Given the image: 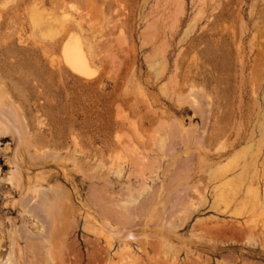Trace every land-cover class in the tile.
Listing matches in <instances>:
<instances>
[{"label":"rangeland","instance_id":"1","mask_svg":"<svg viewBox=\"0 0 264 264\" xmlns=\"http://www.w3.org/2000/svg\"><path fill=\"white\" fill-rule=\"evenodd\" d=\"M74 35L90 77L63 62ZM0 112L1 174L9 155L27 179L0 193L17 261L264 264V134L253 154L258 133L228 145L264 126V0H0ZM25 187L46 191L41 242L12 231ZM102 221L147 237L136 258L118 261Z\"/></svg>","mask_w":264,"mask_h":264},{"label":"bare ground","instance_id":"2","mask_svg":"<svg viewBox=\"0 0 264 264\" xmlns=\"http://www.w3.org/2000/svg\"><path fill=\"white\" fill-rule=\"evenodd\" d=\"M191 25L188 26L187 30L185 31V34H189L191 32ZM76 35L74 36H70V38L65 42V44L63 45L62 47V59H63V62L64 64L67 66V68L69 70H71L72 72L76 73L77 75H80V76H83V77H90L92 74H93V71H91V68L89 67L88 65V60L86 58V55H85V52L82 48V45L79 41V39L77 37H75ZM243 69V68H242ZM243 80V79H242ZM245 82V81H244ZM243 82V84H244ZM244 86V85H243ZM246 86V85H245ZM244 86V87H245ZM194 85L193 83L191 82V91L192 92L191 94H193V89H194ZM189 91V90H188ZM200 95L202 94V91L201 89L199 90ZM189 94V92H188ZM198 93H196L195 96H197ZM189 96V95H188ZM192 97H190V99L192 98V102L189 100V102H191L192 106L194 105H197V101L193 95H190ZM199 97V96H198ZM202 97V95H201ZM200 99V98H199ZM202 99V98H201ZM200 99V100H201ZM209 99V97H208ZM199 100V101H200ZM204 100V99H203ZM202 100V101H203ZM206 100V98H205ZM204 100V101H205ZM210 100V99H209ZM201 102V101H200ZM195 107V106H194ZM200 107V106H198ZM11 115V114H10ZM8 115V116H10ZM11 118V117H10ZM9 119V118H8ZM8 119L6 118V116L0 112V126L1 124H4L2 126L3 130L1 131L0 130V138L1 137H4L5 134L7 133L4 129V126L6 124V122L8 121ZM10 121V120H9ZM13 121V120H11ZM11 123V122H10ZM191 125V124H190ZM10 126V124H9ZM14 126V125H13ZM192 126V125H191ZM15 127V126H14ZM1 128V127H0ZM7 128V127H6ZM10 128V127H8ZM17 128V127H16ZM198 126L197 125H193V129L197 130ZM240 128V127H239ZM11 129V128H10ZM9 129V130H10ZM236 129V128H235ZM233 130V129H232ZM241 130V129H239ZM239 130H235V135H236V140L234 141V143H229L228 145L229 146H235V145H238L240 143V140H243L245 138H247L246 136L248 135V137H252L253 136V133H258L260 136H261V139L260 141H258L256 143V147H252L251 144L250 145H247V147H250V152L253 154L254 151H257L259 152L260 151V147H261V140H262V136L264 134V126L263 124L261 123H258L256 125L253 126V129L250 131V133H248V130L244 129V131H240ZM5 131V132H4ZM16 132V130H15ZM9 133V132H8ZM19 133H20V130H19ZM21 134V133H20ZM234 135V136H235ZM17 136V135H16ZM224 136V135H221V137ZM11 137H12V134H11ZM20 137V136H19ZM17 137V138H19ZM20 139V138H19ZM249 139V138H248ZM17 140V139H16ZM247 140V139H246ZM22 141V139H21ZM17 142V141H16ZM233 142V140H232ZM22 144V143H21ZM227 147V145L225 143H221L217 149L219 151H223L225 150ZM237 147V146H236ZM235 148V147H234ZM242 150H246L245 147L241 148ZM241 150V151H242ZM4 152H14L13 150H11L8 146H6L4 148ZM244 152V151H243ZM14 156V154H13ZM7 164L10 166V170L7 171V173H5V175L2 176L1 174V168H0V193L2 195V200H3V204L4 206H6L9 202H12L14 201V197H13V191L18 189V186H19V182L22 180V182L24 181H27L26 179V176L25 174L22 172V169H20L16 163H14L13 161V157H7ZM15 164V165H14ZM13 166H15L13 168ZM27 183V182H25ZM27 186V185H25ZM22 187V186H21ZM27 191V192H26ZM29 193L31 192L32 193V196L31 198L29 199H26L24 202H22V210L20 213H19V216H20V220H21V226H19L20 228H14L12 231L14 234L17 235V238L21 236L22 233H25L27 235V237L30 239V240H34V238H38L39 241H43L44 240V236L42 237L43 235V232H44V227H43V224L39 218V215H38V212L41 211V212H44L45 211V205H46V202L44 203V197L46 195V191L42 188H38V189H31L30 188H27L25 187V190H24V193ZM20 196V195H19ZM27 197V196H26ZM25 198V197H24ZM219 197H216V199H218ZM225 208V207H224ZM40 212V213H41ZM234 214V213H233ZM131 218V217H130ZM10 219V218H8ZM129 220V219H128ZM106 221V220H104ZM103 222V225L99 228H94V233L96 234H99V235H102L104 236L106 242L110 245L112 244V241L115 239L117 240L118 242H120L119 244V250L117 251V253H115V256L118 258V261H121L122 257H125V256H131L132 258H136V253H134L131 248H130V242H138L140 239H142L141 241H143L145 238L147 239V237L145 236H140V238H138L139 236L136 235L135 233L131 232L130 230H127V229H123L121 231H118V230H114L111 228V226L106 222ZM12 225V224H11ZM129 225V224H128ZM164 225V224H163ZM123 228H126L125 226H123ZM9 231V230H8ZM50 232V231H49ZM124 232V233H122ZM6 233V232H5ZM144 233V232H143ZM9 234V233H8ZM45 234V232H44ZM48 234V233H47ZM166 233L164 232H160V235L158 237V244L162 247H164V250H163V256H167L168 255V251L172 248L171 244L167 242V237L165 235ZM139 235H144V234H139ZM147 235V234H145ZM150 237V236H149ZM150 239V238H149ZM14 240L15 239H11L10 237H6V236H3L1 239H0V264H31V260L30 259H27L26 256H24L23 254L19 253L20 256H19V261H17L15 258H14V255H13V246H14ZM17 243V241H15ZM147 242V240H146ZM145 242V243H146ZM7 243H8V246H7ZM19 243V242H18ZM26 244V243H25ZM28 244V243H27ZM26 244V245H27ZM138 244H141V243H138ZM149 243H146V246H149L147 245ZM33 245V243L29 244V247H31ZM94 245V244H93ZM92 243L90 245V248L93 246ZM35 246V245H34ZM95 246V245H94ZM141 246H144L143 243ZM161 247V248H162ZM28 248V246H27ZM94 248V247H93ZM92 248V252L90 251H87V253L91 254L92 253V256L90 258L92 259L93 256H94V252H96L94 249ZM150 248V247H149ZM160 248V247H158ZM160 248V249H161ZM99 249V248H98ZM97 249V251H98ZM143 249V248H141ZM140 249V250H141ZM30 250V249H29ZM138 249V251H140ZM144 250V249H143ZM162 250V249H161ZM27 251V250H25ZM49 251V250H48ZM173 251V250H172ZM175 251V250H174ZM28 252V251H27ZM47 252V251H46ZM48 253V252H47ZM76 253V252H75ZM98 253V252H97ZM97 253L95 255H97ZM140 253H143V252H140ZM145 253V252H144ZM160 253V252H159ZM159 253H157L159 255ZM174 253V252H173ZM171 254V256H173L174 254ZM77 254V253H76ZM75 254V255H76ZM102 254V252L100 253V255ZM155 253V256L157 257V255ZM28 255V254H27ZM104 254L101 255V257L99 256V254L97 256L98 257V260L101 259V261L103 262V256ZM146 255V254H145ZM81 255L79 254V257ZM87 255V257H89ZM138 256V255H137ZM147 256V255H146ZM175 256V255H174ZM173 256V257H174ZM75 257V256H73ZM78 257V256H77ZM96 257V256H95ZM95 257L92 259V261L94 262V259ZM151 258V257H150ZM149 258V259H150ZM164 258V257H163ZM169 258V257H168ZM175 259H177V256L174 257ZM76 259V258H74ZM78 259V258H77ZM142 259V257H141ZM149 259H146L149 260ZM167 259V258H166ZM52 260L51 259V255L49 254L48 257H46L45 259H38V262L36 264H53L52 263ZM79 260V259H78ZM97 260V259H96ZM95 260V262H97ZM111 258L109 257L108 258V264H111ZM170 260V259H168ZM54 261V260H53ZM91 261V260H90ZM92 261L90 263H92ZM143 261V260H141ZM175 261V260H174ZM61 262H64L63 260ZM76 264L78 263V261H74ZM94 262V264H96ZM113 262V261H112ZM123 262V261H122ZM170 263V261H168ZM176 262V261H175ZM88 263V264H90ZM99 263H100V260H99ZM98 263V264H99ZM141 263V262H140ZM191 262H189L190 264ZM193 263V262H192ZM55 264V263H54ZM59 264V263H58ZM103 264V263H101ZM121 264V262L119 263ZM151 264V263H150Z\"/></svg>","mask_w":264,"mask_h":264}]
</instances>
